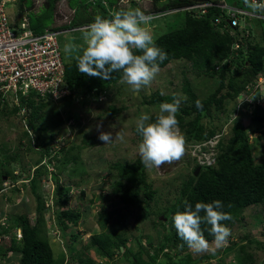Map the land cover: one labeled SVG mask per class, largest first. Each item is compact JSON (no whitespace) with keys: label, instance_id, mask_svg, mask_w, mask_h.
<instances>
[{"label":"trees","instance_id":"trees-1","mask_svg":"<svg viewBox=\"0 0 264 264\" xmlns=\"http://www.w3.org/2000/svg\"><path fill=\"white\" fill-rule=\"evenodd\" d=\"M116 1L87 0L86 3L85 0L80 4L82 8L78 9L82 10V16L77 14V9L74 10L67 26L73 28L88 25L97 15L107 18L111 12L127 10L120 7ZM158 1H153L154 4H157L153 7L154 10L179 7L194 2V0ZM224 1L231 3L228 0ZM240 1L233 0L237 6L242 5ZM44 2L45 10L54 9L56 0H44ZM139 10L142 12L147 11V9ZM193 12L194 10H186L180 24L170 29L167 28V31L153 36L155 45L167 53V59L162 63L158 62L159 68L164 67L173 60L187 59L197 71L218 79L217 86L203 98L193 91L187 81L182 85V91L186 94L188 103L180 105L176 118L179 122V130L182 132L186 143L201 141L220 130V127L213 123L206 126L202 119L208 118L212 122V108L223 109V103L227 98L238 97L247 86L256 83L257 76L260 73H264V29L262 21L258 19L255 21L258 22L260 28V34H258V31L253 33L251 28L247 27L238 29L237 26H212L215 17L219 15L225 17V14L218 7L209 6L206 13L201 15ZM163 17L165 16H162L161 19ZM246 29L249 30L250 34L244 37ZM233 42H238L239 46L234 48ZM81 48L75 56L69 59L62 58L64 82L68 87V94L65 95V98L90 96L100 101L102 95H105L107 91L120 82L121 73L115 72L107 80L80 73L76 67L75 57L80 54ZM223 88H226L224 92H222ZM175 97V94L171 93H154L146 102L151 105H160L162 102H173ZM197 100L201 102L202 107L198 108L196 106ZM20 104L24 105L25 108L22 113L25 124V129L22 131L25 138V150L35 152L38 157L34 160L31 174L28 169L24 170L21 167L24 170L21 174H24L35 200L34 222H31L26 212H17L0 220V240L2 241L0 243V256L14 252L18 258L15 264H64L63 262L68 264H98L88 255L91 246L96 248L98 256L106 260L112 261L113 254L119 253L121 257L119 256L112 264H162V258L165 260V264H201L198 263L199 259L211 258L219 253L213 251L207 254L192 255L187 244L178 237L172 217L177 211L182 212L185 210V202L191 204L194 208L197 202L221 201L223 207L218 210L229 213L232 217L230 220L221 221V224L229 229L234 222L241 223L244 211L249 206L259 207L264 214V155L259 160H255L247 134L248 127L243 124V121L235 120L229 127L227 138L217 145L215 163L213 165H197L195 162L189 174L180 182L177 196L171 202L168 201L157 212L152 208L147 209L155 196L156 190L152 187L147 167L141 163L140 158L110 160V163L108 162V177L114 178V180L109 183L111 186L110 194L102 195L99 198L103 200L107 198L109 201L114 199L129 209L139 210L135 216L136 224L148 218L153 227H160L161 237H159L157 244L152 245L149 239V247H146L140 241V237L135 236L138 248L132 249L129 247L128 235L130 237L132 234H127L126 224L122 220L117 223L109 221L111 213L115 209H107V205L97 211L96 221L101 231L90 236L87 243L74 253V259L71 257L70 260L64 259L62 254L56 258L49 243L47 228L40 219L42 212L52 208L56 216V225L61 229L62 236L67 230L68 223H77L81 213L78 210L69 208V187L59 183L57 175L52 171H48V163L53 159L59 160L61 164H67L69 159L67 156L68 150L65 147H61L52 155H49L50 141L54 138L51 130L60 125V122L64 126V124L68 125L67 121L69 119L77 121L78 113L75 106L71 104L68 109L74 110H68L62 120L59 112L54 108L53 99L35 98L33 93H30L26 100L20 99ZM65 104L67 105V103ZM47 109L51 114L55 113L54 117L47 116ZM17 111L18 106L0 107V114H15ZM108 111L114 114L119 111V107L110 106ZM155 117L156 115L151 116L150 122L154 121ZM252 122L259 126L264 122V114L255 116ZM44 132L49 134V141L43 139ZM140 139L138 135V140ZM20 145V143H17L12 151L7 149L2 154L0 159V182H3L2 178L5 176H10L11 180L17 179L11 172V167L7 165H11L19 159ZM0 146L5 149V144ZM56 155H61V159L57 158ZM43 156L47 157L46 160L42 159ZM71 158H75V156ZM4 166H7V168H4ZM196 166L200 168L197 174L194 175ZM75 170L80 171L82 175L86 172L85 169L76 168ZM48 172L55 183L49 205L48 203L45 204L38 193L37 187L39 176ZM58 172H60V169H58ZM21 185H24V183L22 182ZM155 214L162 217L159 218ZM17 228L21 232L19 240L14 237ZM135 228L137 229V225ZM209 229L210 225L201 224L204 238L211 242L214 241V237L210 234ZM5 236H9L7 239L8 244L3 239ZM70 237L75 239L76 235H70ZM238 240L230 243L223 251V253L232 252L237 264H251L254 260L252 251L248 250L251 243H255L264 249V241H259L248 235V233L244 232ZM241 240L245 241L241 242ZM234 244L238 245L235 247ZM253 249H257V247H252ZM143 253L146 255V259L143 258ZM74 256L72 255V257ZM159 256H162V258H159ZM216 263L224 264V258L221 257V263Z\"/></svg>","mask_w":264,"mask_h":264},{"label":"rangeland","instance_id":"rangeland-1","mask_svg":"<svg viewBox=\"0 0 264 264\" xmlns=\"http://www.w3.org/2000/svg\"><path fill=\"white\" fill-rule=\"evenodd\" d=\"M84 1L56 0L54 9L45 10L44 0H6V12L9 19L12 17L13 20L14 17H17V14H20V17L22 15L27 16L29 27L34 32H41L48 27L66 29L57 35V40L62 58L69 59L75 56L79 48L83 46V31L86 28L73 27L72 30H69L70 27L67 26V21L70 20L73 11L76 9L77 14L82 16V10L78 9L82 8L80 4ZM153 1L139 0L128 2L127 0H117L120 7L127 10L153 9L157 5ZM228 1L233 2V0ZM183 14L184 12L180 11L165 15L162 19V16L152 18L145 27L153 36L160 34L167 31V28L170 29L180 24ZM70 43L75 47L69 53L65 51V46ZM185 81L190 84L193 91L201 98L206 97L218 84L217 77H211L204 72H199L193 68L189 60L180 59L173 60L164 67L159 68V72L150 86L143 88L139 92H135L128 85L118 82L105 95H102L103 98L100 101L90 96L71 99L63 96L54 100V108L59 112L62 120L65 118L68 110H74L68 109V106H71V104L77 109L78 120L71 119L70 124H64V126L60 122V125L51 130L54 138L50 141L49 155H52L57 149L65 147L68 150L67 156L69 159L67 164H61L59 160L53 159L48 163L47 167L48 171H52L57 175L59 183L69 187V208L78 210L81 213V217L77 223H68L67 230L64 236H62L61 229L56 225V216L52 208L42 212L40 219L47 228L49 243L56 258L62 254L64 259L70 260V257L74 259V253L87 243L90 236L101 231L96 221L97 211L107 205V209H115L111 213L109 221L117 223L122 220L126 224L125 230L127 234H132L130 237L128 235L129 247L132 249L138 248L135 236L140 237V241L146 247H149V239L152 245L157 244L159 237H161L160 227H153L152 222L148 218L136 224L135 216L139 210L129 209L114 199H110L111 201H109L107 198L103 200L99 197L111 192L109 183L114 178L108 177V162L110 160H134L139 157L138 144L140 140H138V135L135 131L136 120L143 113L151 117L157 115L159 111V105H151L146 102L149 100L151 94L171 93L175 94V98L179 96L186 97V94L182 91V85ZM225 90L226 88H223L222 92ZM186 103H188L187 99L182 100L180 105ZM110 106L119 107V111L114 114L110 113L108 111ZM211 114L213 117L211 119L212 122L208 118H203L202 122L206 126L213 123L220 127V130L216 131H221L222 134L219 137V142L228 136L231 124H227L228 117H230V121L241 120L248 127L247 134L255 160H259L264 155V122L259 126L252 122L255 116L264 114V73H260L256 83L250 86V88H245L238 97L227 98L223 103V109L212 108ZM54 115L55 113L51 114L47 109L48 117H54ZM97 125H100L99 129H97ZM23 129H25V124L21 112L8 115L0 114V145L5 144V149L0 146V159L5 150L12 151L17 143L21 144L19 146V159L15 160L11 165H7L11 167V172L17 179L11 180L10 176H5L2 178L3 182H0V220H3L7 216H12V214L17 212H26L31 222L35 220L34 196L31 193L24 174L21 173L25 169H28L30 174L32 173L34 160L38 155L30 150H25V138L22 135ZM101 131L111 132L113 137L116 132H122L125 137L124 141L121 142L114 138L111 143L104 144L103 141L98 139L99 132ZM180 133L182 134L181 131ZM43 139L46 141L50 140L47 132L43 133ZM72 156H75V158H71ZM56 157L61 159V155H56ZM46 158L42 157L43 160H46ZM194 158L185 142V152L179 160L174 161L172 164L163 165L160 168L147 167L152 187L156 190L155 196L147 209L152 208L157 212L163 205L168 201L171 202L177 196L180 182L189 174L193 164H195L196 158ZM7 166H4V168H7ZM76 168L85 169L86 172L82 175L80 171L75 170ZM58 169H60V172H58ZM50 175L48 172L39 176L37 183L38 193L45 204L48 203V205L50 204L55 185ZM22 182L24 185H21ZM157 217L160 218L162 216L158 215ZM136 225L137 229L135 228ZM244 232L259 241H264V214L259 207L249 206L246 208L241 223L234 222L231 225L230 235L224 246L214 250V252H218L219 254L211 258L205 259L204 257L203 260L199 259L198 263H221V257H223L224 264H237V260L232 252L223 253V251L230 243L239 241V237ZM70 235H76V238L72 239ZM9 236L3 238L6 244H8L7 239ZM244 241L241 240V242ZM209 245L210 248H215L213 241L209 242ZM237 245L234 244L235 247ZM252 247H257V249L252 250ZM188 250L192 255L213 252L195 253L189 247ZM248 250L252 251L254 257L251 264H264V249L255 243H251V247ZM88 255L98 264H112L120 256L116 252L113 254L112 261L103 259L96 254L94 246L89 248ZM219 257L220 259L217 260ZM16 258L17 254L10 252L0 256V264H15L18 261V258ZM143 258H147L144 253ZM159 258H162V256H159ZM63 263L68 264L66 262ZM161 263L165 264L163 258Z\"/></svg>","mask_w":264,"mask_h":264},{"label":"clouds","instance_id":"clouds-1","mask_svg":"<svg viewBox=\"0 0 264 264\" xmlns=\"http://www.w3.org/2000/svg\"><path fill=\"white\" fill-rule=\"evenodd\" d=\"M103 1L105 2V0ZM244 3L252 14H264V0H244ZM117 4L120 6L119 2ZM172 8L175 7L163 10L147 9L145 12L139 9L114 11L107 18L97 15L88 25L79 26L86 29L83 31L84 43L80 54L75 57L77 70L82 74L105 80L110 79L113 73L119 72L121 73L120 83L128 85L135 92L150 86L159 72L158 62L162 63L166 60L167 53L155 45L152 33L145 27L152 17L145 14L156 11L163 12ZM178 12L180 11L157 15L153 18ZM245 20L249 21V19ZM255 21L256 19H253L249 22ZM72 29L69 28V30ZM74 47L70 43L65 46V51L70 53ZM246 88H250V86ZM102 98L103 96L100 97V100ZM186 99V97L179 96L174 98L173 102H162L155 120L152 122L146 113L141 114L136 120L135 130L141 138L138 144V155L145 167L160 168L163 165L172 164L183 156L185 139L180 133L176 114L182 100ZM196 106L202 107L199 100L196 101ZM229 119L230 117L227 119V124H232L234 121H229ZM99 128L100 125H97V129ZM114 138L123 142L125 137L119 131L115 133L114 137L111 132L101 131L98 135V139L104 144L111 143ZM222 207L223 204L219 200L211 203L197 202L194 208L185 202V210L177 211L173 215L172 220L178 237L193 252L214 251L227 242L230 229L221 224V221L230 220L232 217L229 213L218 210ZM201 224L210 225L209 232L214 237L215 248H210L209 242L204 238ZM20 238L21 232L17 228L15 239L19 240Z\"/></svg>","mask_w":264,"mask_h":264},{"label":"built area","instance_id":"built-area-1","mask_svg":"<svg viewBox=\"0 0 264 264\" xmlns=\"http://www.w3.org/2000/svg\"><path fill=\"white\" fill-rule=\"evenodd\" d=\"M209 6H215L225 14L214 18L213 26L228 25L238 29L251 28L250 20L262 21L264 29V14H252L245 3L237 6L224 0L194 1L181 7H175L163 12H152L145 15L152 18L175 11L194 10L195 14L206 13ZM249 19V21L245 20ZM65 29L48 27L41 32L30 29L25 15L18 24L13 25L6 12V0H0V107L18 106L23 113L24 105L20 99L26 100L30 93L35 98L59 99L68 94L64 82V64L61 56L57 35ZM250 34L246 29L244 37ZM233 46L238 47L235 42ZM71 119L67 121L70 124ZM230 121V119H229ZM221 132H217L198 142L188 143L189 151L199 165H213L216 160L217 145Z\"/></svg>","mask_w":264,"mask_h":264},{"label":"crops","instance_id":"crops-1","mask_svg":"<svg viewBox=\"0 0 264 264\" xmlns=\"http://www.w3.org/2000/svg\"><path fill=\"white\" fill-rule=\"evenodd\" d=\"M241 2H242V4H243V3H244V0H241ZM231 3H234V2H231ZM20 18H21V17H20V14H17V17H14V20L12 19V17H10V21L12 22L13 25H16V24H18ZM254 24H256V25H254ZM251 27H252V31H253V33H254L255 31H260V28H259V25H258L257 22H252V23H251ZM251 35H252V34H251ZM256 37H258V36H256Z\"/></svg>","mask_w":264,"mask_h":264},{"label":"water","instance_id":"water-1","mask_svg":"<svg viewBox=\"0 0 264 264\" xmlns=\"http://www.w3.org/2000/svg\"><path fill=\"white\" fill-rule=\"evenodd\" d=\"M198 1H202V0H198ZM199 168H200L199 166H196V167H195V169H194V175L197 174V172L199 171Z\"/></svg>","mask_w":264,"mask_h":264}]
</instances>
